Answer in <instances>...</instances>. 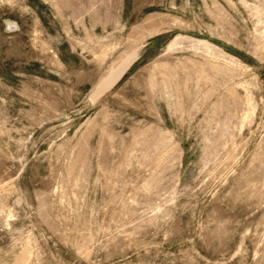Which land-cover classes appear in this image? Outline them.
I'll list each match as a JSON object with an SVG mask.
<instances>
[{
	"label": "rangeland",
	"instance_id": "rangeland-1",
	"mask_svg": "<svg viewBox=\"0 0 264 264\" xmlns=\"http://www.w3.org/2000/svg\"><path fill=\"white\" fill-rule=\"evenodd\" d=\"M0 264H264V0H0Z\"/></svg>",
	"mask_w": 264,
	"mask_h": 264
},
{
	"label": "bare ground",
	"instance_id": "bare-ground-1",
	"mask_svg": "<svg viewBox=\"0 0 264 264\" xmlns=\"http://www.w3.org/2000/svg\"><path fill=\"white\" fill-rule=\"evenodd\" d=\"M9 27H11V28H15V26H13V25H10Z\"/></svg>",
	"mask_w": 264,
	"mask_h": 264
}]
</instances>
